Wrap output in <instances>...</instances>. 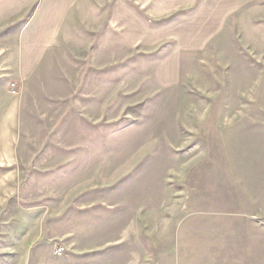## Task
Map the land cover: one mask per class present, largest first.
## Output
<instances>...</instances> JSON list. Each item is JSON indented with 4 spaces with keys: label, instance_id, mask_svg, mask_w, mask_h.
<instances>
[{
    "label": "rangeland",
    "instance_id": "rangeland-1",
    "mask_svg": "<svg viewBox=\"0 0 264 264\" xmlns=\"http://www.w3.org/2000/svg\"><path fill=\"white\" fill-rule=\"evenodd\" d=\"M36 1L0 0V48ZM104 19L84 0L0 94V264H264V0L171 88L166 44L101 50Z\"/></svg>",
    "mask_w": 264,
    "mask_h": 264
},
{
    "label": "crops",
    "instance_id": "crops-1",
    "mask_svg": "<svg viewBox=\"0 0 264 264\" xmlns=\"http://www.w3.org/2000/svg\"><path fill=\"white\" fill-rule=\"evenodd\" d=\"M105 7L104 25L95 37L101 50H135L166 44L154 68L163 88L181 83L188 56L201 54L248 6L263 0H87ZM84 0H37L12 48H0V94L10 84L20 91L60 39Z\"/></svg>",
    "mask_w": 264,
    "mask_h": 264
},
{
    "label": "built area",
    "instance_id": "built-area-1",
    "mask_svg": "<svg viewBox=\"0 0 264 264\" xmlns=\"http://www.w3.org/2000/svg\"><path fill=\"white\" fill-rule=\"evenodd\" d=\"M10 91L13 94H19L20 93V89H19V86L17 85V83L14 82L10 85Z\"/></svg>",
    "mask_w": 264,
    "mask_h": 264
}]
</instances>
